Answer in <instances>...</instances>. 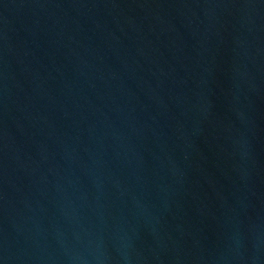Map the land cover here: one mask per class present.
Listing matches in <instances>:
<instances>
[{"label":"water","instance_id":"95a60500","mask_svg":"<svg viewBox=\"0 0 264 264\" xmlns=\"http://www.w3.org/2000/svg\"><path fill=\"white\" fill-rule=\"evenodd\" d=\"M0 264H264V0H0Z\"/></svg>","mask_w":264,"mask_h":264}]
</instances>
